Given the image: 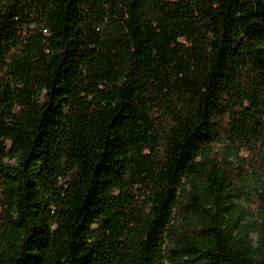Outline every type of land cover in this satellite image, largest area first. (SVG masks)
<instances>
[{
	"label": "trees",
	"instance_id": "1",
	"mask_svg": "<svg viewBox=\"0 0 264 264\" xmlns=\"http://www.w3.org/2000/svg\"><path fill=\"white\" fill-rule=\"evenodd\" d=\"M0 264H264V0H0Z\"/></svg>",
	"mask_w": 264,
	"mask_h": 264
},
{
	"label": "rangeland",
	"instance_id": "2",
	"mask_svg": "<svg viewBox=\"0 0 264 264\" xmlns=\"http://www.w3.org/2000/svg\"><path fill=\"white\" fill-rule=\"evenodd\" d=\"M168 1L175 2L176 0H168ZM213 153H215L218 156H223L224 148L222 146L215 145L213 147ZM243 206L245 207V209H248L249 211L254 212L257 209V201L255 198L250 197L249 200L243 203ZM250 239L252 240V243L255 244L256 235L251 234Z\"/></svg>",
	"mask_w": 264,
	"mask_h": 264
}]
</instances>
